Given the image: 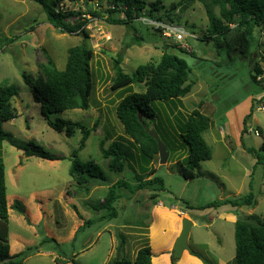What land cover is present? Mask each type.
I'll use <instances>...</instances> for the list:
<instances>
[{"label":"rangeland","instance_id":"374dc122","mask_svg":"<svg viewBox=\"0 0 264 264\" xmlns=\"http://www.w3.org/2000/svg\"><path fill=\"white\" fill-rule=\"evenodd\" d=\"M156 1L161 2L165 10L181 2L145 0L147 4ZM208 3L209 0H192L187 9L183 10L180 5L172 12V24L195 36V39H185L184 52L167 49L186 61L193 87L176 108L164 102L152 104L155 119L149 127L165 145L168 159L165 164L159 159L154 160L145 172L144 166L138 162L137 150L124 135L115 114V107L125 92L111 91L115 78L114 60L120 56L124 73L132 75L141 64L157 63L164 52V44H177L159 37V34H152L155 31L147 30L142 24V27L136 24L144 42L140 46L132 45L131 30L107 23L106 15L99 19L84 14L87 11L84 1H64L61 7L64 11L83 13L79 21L88 20L84 27L86 36L83 33H59L32 0H0V87L12 85L18 91V97L13 100L17 118L4 123L3 130L17 141L30 144L29 148L34 146L58 158L56 161L27 158L6 142L0 147L5 166L11 255L35 248L24 264H108L114 259H132L137 249L148 245L154 259L158 256L168 259L177 231L173 229L169 236H165L161 233L163 227L152 228L154 219L159 217L154 216L152 209L160 202L185 211L196 221L188 240L193 252L210 264H234L235 222L250 217L256 218L255 221L264 219V165H256L255 159L246 152L249 148L258 150L264 143V112L259 110V105H254L252 110L248 133L242 141L240 137L243 118L255 104L253 100L264 94L250 80V65L254 60L264 70V30L255 31L258 48L250 63L240 57L229 62L225 54H217L211 43L199 40L209 22L205 8ZM87 5L94 10L106 9L105 5L97 8V0ZM212 12L219 15L217 8ZM163 13L161 11L159 15ZM77 20L75 17L69 22L74 25ZM164 23H169L167 18ZM4 38L13 41L5 42ZM81 44L94 53L91 69L95 88L90 107L46 117L35 102L29 84L36 80L41 67L46 64L43 50L52 57L57 69L63 70L68 50ZM144 89L140 84L132 86L134 92H143ZM200 103L201 113L211 121L203 138L212 155L210 160L200 163L193 179L185 180L175 166L187 155L181 139L183 117ZM57 119L70 124L58 132L48 125L49 121ZM95 123L97 127L94 129ZM82 129L90 130V134L80 148ZM67 130L72 133L70 137L66 135ZM254 130L260 132L259 137L254 136ZM114 141L122 143L130 153V160L121 173L110 171L108 161L102 156V149H108ZM74 152L81 162L97 164L106 177V184L76 185L70 176ZM152 169L155 172L150 178H161L164 191L154 192V186L136 189L141 181L149 179L147 175ZM120 181L128 186L117 189L121 198L113 205L116 218H105L111 211L102 208L101 204L109 186ZM250 191L254 195L252 207L202 209L214 202L244 197ZM153 194H157V198L151 200ZM15 203L23 213L13 208ZM73 207L83 220L78 218ZM87 221L90 224L83 225ZM149 225L151 228L147 230ZM156 231L158 236L152 238ZM186 264L196 263L188 259Z\"/></svg>","mask_w":264,"mask_h":264},{"label":"trees","instance_id":"16d2710c","mask_svg":"<svg viewBox=\"0 0 264 264\" xmlns=\"http://www.w3.org/2000/svg\"><path fill=\"white\" fill-rule=\"evenodd\" d=\"M38 4L46 16L47 22L61 34H79L87 35L84 27L88 20L79 21L83 13L64 11L61 5L64 1L76 3L84 1L87 9L86 13L93 18L103 19L106 15V22L111 25L123 26L133 32L131 40L132 45L140 46L144 38L139 34L138 24L142 27L139 18L148 17L155 21L173 23V14L181 5L185 10L192 0H181L178 4H172L167 10L156 1L147 4L145 0H97V8L106 6L104 11L89 8L88 3L93 0H32ZM208 14V25L199 38L201 42L211 43L218 55L225 54L229 62L240 57L249 61V56L253 55L258 48L255 31L264 30V0H209L205 5ZM218 9L219 15H214L212 10ZM182 10V11H183ZM164 13L159 15V12ZM77 17V22L72 25L70 20ZM165 18V19H164ZM144 26V25H143ZM146 29L149 28L145 26ZM150 29V28H149ZM148 30V29H147ZM159 37L164 38L160 32ZM191 34V33H190ZM165 40H169L164 38ZM195 39V38H194ZM197 39V38H196ZM5 42L13 40L5 39ZM164 52L157 63H145L139 65L132 75L124 73L119 56L114 60L115 78L111 86V91H124L118 104L115 107V114L122 125L123 133L134 146L139 154V161L144 166V171L158 157L157 142L146 132L145 128L150 130L149 125L155 119V111L152 107L154 102H164L169 107L176 108L181 105L180 99L187 96L193 87L189 82L191 70L186 61L179 56L167 52L168 48H175L180 52L185 50L180 45L170 46L164 44ZM193 55V53H190ZM46 64L41 67L40 75L36 80L31 81L30 87L33 89L34 100L40 105L42 113L47 115H59L64 112L79 109L88 110L90 99L94 93L93 73L91 62L94 58L93 51L85 44L72 47L68 50L67 59L63 70H58L52 57L43 50ZM250 63V62H249ZM251 66L250 80L264 91V70L257 60L253 61ZM259 77H262L258 80ZM27 80L28 77L24 75ZM140 84L144 86L143 92H134L132 86ZM18 97L17 88L12 85L0 87V147L2 143H8L16 150L22 151L24 157H35L42 160L56 161L58 158L51 156L30 144H23L13 137L12 134L3 130V124L17 118V110L14 107L13 100ZM177 102V103H176ZM176 103V104H174ZM250 112L245 115L242 121V130L240 133L241 141L248 133V122L252 117L254 105L259 107L264 105V94L253 100ZM201 103L197 105L188 115L183 117L184 124L181 139L187 148V155L181 161L175 164L179 174L185 179L190 180L195 177V171L198 170L201 162L211 159V150L203 138L205 131L211 126L210 118L201 113ZM180 114V113H178ZM70 123L57 119L55 122H48V125L62 132L63 128ZM97 127L95 123L94 129ZM82 139L80 148L83 147L90 130L82 129ZM70 130L66 135L71 136ZM246 152L255 159L256 165H264V143L260 149L249 148ZM102 156L108 161L107 167L110 171L121 173L124 171L130 153L122 143L114 141L108 149H102ZM140 168V167H139ZM155 170L148 173L146 181H141L136 189L154 186V192L164 191L163 180L159 177L150 178ZM70 176L78 186H88L95 183L106 184V177L101 168L92 161L81 162L76 152L71 157ZM128 185L122 181L109 186L108 193L104 198L101 207L111 211L105 218L114 219L116 213L113 205L118 202L121 196L118 194V188L126 189ZM157 194L151 196V200L156 199ZM254 205V195L250 191L247 195L237 199H227L222 202H214L204 206L202 209L219 208L221 206H230L232 208L252 207ZM13 208L23 213V209L15 203ZM74 212L79 219L83 220L76 207ZM237 220L234 224L235 256L234 264H264V219ZM9 211L7 206V189L5 182V166L0 157V264H24L34 251L26 250L11 255L8 242L9 233ZM90 222H83V225H89ZM54 241L53 239H50ZM47 241V240H46ZM191 256L198 258L203 264H210L209 261L198 255L196 252L190 253ZM152 252L148 245L139 248L134 259L122 258L114 259L108 264H152ZM171 264L177 262L171 259Z\"/></svg>","mask_w":264,"mask_h":264},{"label":"crops","instance_id":"0c3cea01","mask_svg":"<svg viewBox=\"0 0 264 264\" xmlns=\"http://www.w3.org/2000/svg\"><path fill=\"white\" fill-rule=\"evenodd\" d=\"M170 210L171 211H175L176 214H174V215L171 214L172 212ZM152 211L155 212V214H156V215L154 214V216H159L158 218L154 219V223H152L153 225H151L152 228H154V226L156 228L163 227L161 229V233H164L165 236L166 235L169 236L171 231L174 229L175 231H177V233H176V236L173 239H175L178 236V234H179V231H180V228H181V220H179L180 218L181 219L182 218H187L190 221H192L193 227L196 224V221H194V219H192L190 216H188L187 213H185V211H182V210L178 209L177 207H173L171 205L170 206H165L164 204L159 202V203H156L153 206ZM179 216H180V218H179ZM175 218H177L179 221L177 219H175ZM151 226L148 227L147 230H149V228H151ZM165 232H167V234H165ZM155 235L158 236L157 231L153 234L152 238H154ZM154 247L158 249V246H157V244L155 242H154ZM137 250H136V252H137ZM191 250L193 252V249H191ZM136 252H134V254L132 256V259H134V256H135ZM168 259L166 257L159 258V256L157 258H155V259L152 257L151 263L152 264H171V257H169ZM188 259L194 261L196 264H203L198 258H196L194 256H191L190 253H188V252H184V254L182 256V259L179 262H177V264H186ZM221 264H224V263L221 262Z\"/></svg>","mask_w":264,"mask_h":264},{"label":"water","instance_id":"95a60500","mask_svg":"<svg viewBox=\"0 0 264 264\" xmlns=\"http://www.w3.org/2000/svg\"><path fill=\"white\" fill-rule=\"evenodd\" d=\"M145 130L157 142L158 157H159L160 163L165 164L168 159V152H167L165 145H163L160 142L157 134L153 130H149L148 128H145ZM192 227H193L192 221H190L187 218L181 219V228H180L177 238L175 239L173 243V246L170 252L171 258L175 260L176 262H179L181 260L184 252H188V253L192 252L188 244L190 231Z\"/></svg>","mask_w":264,"mask_h":264},{"label":"built area","instance_id":"2783aa9c","mask_svg":"<svg viewBox=\"0 0 264 264\" xmlns=\"http://www.w3.org/2000/svg\"><path fill=\"white\" fill-rule=\"evenodd\" d=\"M142 25L149 27L151 30L156 32H160L164 38L174 41L177 45H180L185 50L184 41L186 38L194 39L195 36L190 33H186L183 29L174 26L172 23L165 24L162 21H155L148 17H142L138 19ZM262 77H259L260 80ZM261 112H264V105L258 107ZM251 133V130H249ZM254 136H260V132L258 130L253 131Z\"/></svg>","mask_w":264,"mask_h":264},{"label":"flooded vegetation","instance_id":"af4514ba","mask_svg":"<svg viewBox=\"0 0 264 264\" xmlns=\"http://www.w3.org/2000/svg\"><path fill=\"white\" fill-rule=\"evenodd\" d=\"M249 62H251L255 57H254V54L253 55H250L249 57Z\"/></svg>","mask_w":264,"mask_h":264}]
</instances>
